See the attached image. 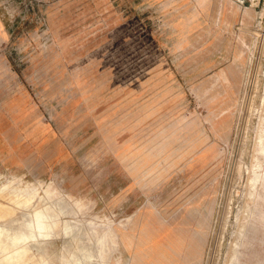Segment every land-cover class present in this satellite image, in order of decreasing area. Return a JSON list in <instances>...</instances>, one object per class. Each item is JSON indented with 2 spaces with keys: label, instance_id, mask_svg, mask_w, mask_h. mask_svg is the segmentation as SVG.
<instances>
[{
  "label": "rangeland",
  "instance_id": "1",
  "mask_svg": "<svg viewBox=\"0 0 264 264\" xmlns=\"http://www.w3.org/2000/svg\"><path fill=\"white\" fill-rule=\"evenodd\" d=\"M262 114L264 0H0V187L64 208L33 260L66 264L115 230L105 262L132 264L148 222L186 237L177 264H228L254 227L240 260L264 264ZM0 201L12 224L38 205Z\"/></svg>",
  "mask_w": 264,
  "mask_h": 264
},
{
  "label": "bare ground",
  "instance_id": "2",
  "mask_svg": "<svg viewBox=\"0 0 264 264\" xmlns=\"http://www.w3.org/2000/svg\"><path fill=\"white\" fill-rule=\"evenodd\" d=\"M249 12L250 11H248L247 14H249ZM250 30H252V28ZM221 78H223V76H217L215 82L221 81ZM261 123L263 124V130L259 135L258 140V157L260 159V162H263V114L261 115ZM223 126L228 125L225 122ZM248 181L251 183V188L248 191V195L252 197L254 203H256L258 200L264 199V194L260 197L259 195L261 194L258 195L257 193V188L259 186H261V189L264 193V170L262 172H254V174H251ZM54 195L55 194L52 190L47 189L45 191V195L40 196L37 189L14 186L12 185V181H10L7 186L0 187V198L7 199L8 203L17 206L18 208L22 209L34 206L36 201H38V205L35 207L33 214H27L26 217L19 218L13 224L12 222L7 223L8 218L9 220L10 218L13 219L15 212L17 213L19 209L16 211L14 210V208L0 201V253H5V256L0 258V264H52L45 259H42L41 262L33 260L34 252H32L31 243H34L33 245L37 246V251L39 252V250H41L43 247L42 242L44 240L48 239V237L53 232L55 234L59 233V220L57 219V217L64 208L59 206V204L57 203L50 202V199H52ZM11 208L13 209V211H11ZM253 208L256 214L255 217H257L258 220L264 222V209L259 207L258 205H255ZM257 210L259 212H256ZM206 220V218L202 219L200 222L201 225H203ZM139 226L140 234L136 235L134 238L129 237V246H132L134 248L132 264H177V254L180 247L185 243L186 237L182 234L176 233L171 228L166 227L165 225H162L155 231L151 230L150 224L148 222L142 223ZM65 230L67 235H74L73 231L71 230V228H69L68 225H66ZM238 234V239L235 241V244L232 246V248H230L232 249V253L231 258L227 262L228 264H242V261L240 260L241 252L239 251V246L242 245V243L247 238H256V236H254L256 235L254 227L246 229L245 225H242L240 230L238 231ZM116 236H118V233L115 230L103 233L94 230L92 239L94 240V244L96 245V253L89 246L83 244L79 247L76 253H71L70 256L66 258V264H90L95 256L101 257L102 264H106L105 260L108 258L109 253L112 250V245L116 243ZM199 237L200 236H198L197 238L199 239ZM125 238H127V236H125ZM133 240H137V242L133 243ZM198 253L199 250L195 249L194 255L198 256Z\"/></svg>",
  "mask_w": 264,
  "mask_h": 264
}]
</instances>
